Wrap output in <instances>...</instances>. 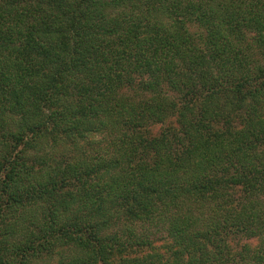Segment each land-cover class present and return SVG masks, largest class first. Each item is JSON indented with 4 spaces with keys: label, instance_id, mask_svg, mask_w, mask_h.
Wrapping results in <instances>:
<instances>
[{
    "label": "trees",
    "instance_id": "trees-1",
    "mask_svg": "<svg viewBox=\"0 0 264 264\" xmlns=\"http://www.w3.org/2000/svg\"><path fill=\"white\" fill-rule=\"evenodd\" d=\"M52 257L264 264V0H0V264Z\"/></svg>",
    "mask_w": 264,
    "mask_h": 264
},
{
    "label": "rangeland",
    "instance_id": "rangeland-1",
    "mask_svg": "<svg viewBox=\"0 0 264 264\" xmlns=\"http://www.w3.org/2000/svg\"><path fill=\"white\" fill-rule=\"evenodd\" d=\"M157 130H158V127L157 126H155L154 127V133H156L157 132ZM242 241L244 242V241H246L245 239H242ZM249 243L251 244V245H255V241H249ZM57 258L56 257H52V258H43L40 262H39V264H57Z\"/></svg>",
    "mask_w": 264,
    "mask_h": 264
}]
</instances>
